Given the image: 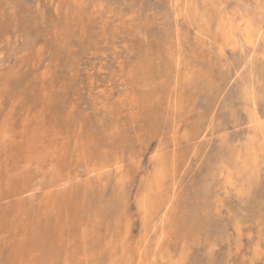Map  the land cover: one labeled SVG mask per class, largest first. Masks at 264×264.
<instances>
[{"label":"rangeland","instance_id":"1","mask_svg":"<svg viewBox=\"0 0 264 264\" xmlns=\"http://www.w3.org/2000/svg\"><path fill=\"white\" fill-rule=\"evenodd\" d=\"M0 264H264V0H0Z\"/></svg>","mask_w":264,"mask_h":264},{"label":"bare ground","instance_id":"2","mask_svg":"<svg viewBox=\"0 0 264 264\" xmlns=\"http://www.w3.org/2000/svg\"><path fill=\"white\" fill-rule=\"evenodd\" d=\"M233 24V22L231 23V25ZM230 28H232V27H230ZM234 28H235V30H237L236 28V26H234ZM248 29V27H246V28H243V32L244 31H246ZM235 30L233 31V32H230V30H226V37L227 38H229V37H233L234 38V41H237L235 38H236V32H235ZM247 33H248V30L246 31ZM231 39V38H230ZM245 39H246V42H249V43H251L252 42V39L249 37V36H245ZM234 44H236V43H234ZM161 180V179H160ZM228 180V179H227ZM233 180V179H232ZM245 191V190H244Z\"/></svg>","mask_w":264,"mask_h":264}]
</instances>
